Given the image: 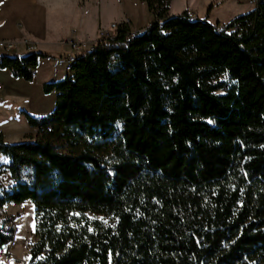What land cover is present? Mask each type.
<instances>
[{"label": "trees", "instance_id": "16d2710c", "mask_svg": "<svg viewBox=\"0 0 264 264\" xmlns=\"http://www.w3.org/2000/svg\"><path fill=\"white\" fill-rule=\"evenodd\" d=\"M141 2L150 26L115 25L44 85L55 111L27 119L51 132L0 134V212L33 205L27 264H264V0L228 24ZM42 56L0 68L33 82Z\"/></svg>", "mask_w": 264, "mask_h": 264}, {"label": "crops", "instance_id": "0c3cea01", "mask_svg": "<svg viewBox=\"0 0 264 264\" xmlns=\"http://www.w3.org/2000/svg\"><path fill=\"white\" fill-rule=\"evenodd\" d=\"M83 1L86 3L84 6ZM99 1L103 6L108 0ZM76 2H81L80 10ZM87 3L88 0H0V41L16 40L28 35L39 44V49L33 53L43 55L40 58L33 82L14 78L9 70L0 68V86L2 88L0 91V134L5 143L19 144L35 141L38 131L29 124L27 115L44 118L55 111L57 93L55 91L45 93L44 85L61 81L68 74L63 75V72L52 69L50 64L49 67H45V74L40 76V65L42 61L52 59L48 51L54 46L64 50V61L73 54L67 45V40L74 34L80 33L82 38L88 34L89 26L85 19L87 22L91 19L88 20L85 17L88 15ZM246 3L247 1L243 2L242 0H192L189 5L181 8L179 15L189 11L193 19L207 20L212 24H228L238 17L237 12H241ZM111 5L112 7L108 6L105 12L104 8L101 10V7L98 8L99 11L97 10L95 15L87 16L88 18L94 16L92 28L96 30L97 34L92 41L98 38L102 29L129 22L134 32H139L155 21V17L144 9L141 0H115ZM117 6H120L121 14L115 18L108 12L109 8L115 9ZM255 9L256 6L252 7V11ZM78 12L82 13L80 19H78ZM57 18H62V21H57ZM59 28L64 30L62 31L64 34L61 32L54 37ZM51 46L52 48H50ZM11 52H14L15 56L29 54L24 52L23 48ZM0 54L4 55V52L1 51ZM0 162L7 161L3 156H0ZM2 179L7 186L15 184L8 173L4 174Z\"/></svg>", "mask_w": 264, "mask_h": 264}, {"label": "rangeland", "instance_id": "374dc122", "mask_svg": "<svg viewBox=\"0 0 264 264\" xmlns=\"http://www.w3.org/2000/svg\"><path fill=\"white\" fill-rule=\"evenodd\" d=\"M114 1L115 0L105 1V4L101 6V2L99 0H88V3H87V6H88L87 14L88 15L87 16L90 17L89 15H95V12H97L98 8L100 9L101 7H102L101 10L104 8L103 10L105 12L108 6L112 7L111 4H113ZM191 1L192 0H172L171 15L172 16L179 15L181 13V8L183 6H187V4L189 5ZM242 1L243 2L247 1V3L245 4L241 12L240 11L237 12L238 17L250 13V11H252V7H255V5L251 4L249 0H242ZM82 3H83V6L86 5L84 1ZM76 4L78 5L79 10H80L81 2H76ZM141 4L144 7V9L148 11L146 5L143 4L142 2ZM250 7H251V10H250ZM109 9L110 10L108 13L113 14L112 16H114L115 18L120 16L121 14L120 6H117L115 9L114 8H109ZM51 13L53 14V11H51ZM148 14H151V13L148 11ZM81 15L82 13L78 12V19H80ZM87 16L85 15V17L88 20L91 19V21L89 20V22H87V20L85 19L86 23H88V26H89L87 28L88 34H85L84 38L81 37L80 33L74 34L72 36H69L67 40V45L69 46L72 52L73 50H72V47L70 46V41H74L77 44L83 43L84 45L87 46L86 50H88L91 47H93L98 40L104 39L106 38L104 36L111 35L114 32L113 27L102 29L100 30L98 34V38L95 41H92L94 39V36L97 34L96 30L92 28L93 27L92 19L94 18V16L92 18H88ZM57 21L61 22L62 18L61 19L57 18ZM62 31L64 30H62V28H59L57 31L58 33H55L54 37H56V34H61ZM62 34L64 33L62 32ZM87 38L89 40H86ZM12 41H14L16 44L19 45L16 47L14 51H18L21 48H23L24 52H28L30 50L29 49L30 47H36V50L39 49V44H37L36 41L33 40L28 35H25L23 38L12 40ZM55 47L56 46H54L53 49L48 51V54L51 55L52 59L41 62L40 70H39L40 76L45 74L46 72L45 67L46 66L49 67L50 64L52 65L51 67L52 69H55L58 72H63L64 73L63 75L69 74V72L66 71L67 65H65V61L63 60L64 50L62 48L58 49ZM50 48H52V46ZM4 55L12 56V57L15 56L14 52H11V51H5ZM11 217L15 218L14 223L17 226L18 231L16 233L15 242L9 246L8 250H5L4 252H0V264H27L28 261L31 259V255H30L31 250H32L33 244L36 241L34 207L31 203H26L23 205L9 204L6 207H4V209L0 212V219L11 218ZM98 218H101V217H98ZM16 248L19 250H17Z\"/></svg>", "mask_w": 264, "mask_h": 264}, {"label": "built area", "instance_id": "2783aa9c", "mask_svg": "<svg viewBox=\"0 0 264 264\" xmlns=\"http://www.w3.org/2000/svg\"><path fill=\"white\" fill-rule=\"evenodd\" d=\"M250 3L257 6V0H250ZM104 36V35H103ZM110 35L108 36H104V37H109ZM19 46L18 44H16L14 41L12 40H1L0 41V52H5V51H14L16 49V47ZM70 46L72 47V50H73V54L68 56L66 59H65V62H66V70L67 72H71V66L74 64V62L76 61V56L77 54H79L81 51H83L84 49L86 50L87 46L84 45L83 43L81 44H77L75 43L74 41H70ZM94 47V46H93ZM93 47H91L89 50H92ZM30 50L27 52V53H33L36 51V47H30L29 48ZM75 51V52H74ZM1 86H0V91H1ZM38 133H46V132H51V128H47L46 130H43V131H40V130H37ZM5 166H8L7 164ZM15 242V241H14ZM13 242V243H14ZM35 244V243H34ZM33 244V245H34ZM11 245V244H10ZM10 245H7V246H4L0 252H4L5 250H8L9 249V246ZM31 255V254H30ZM32 256V255H31ZM16 261V260H15Z\"/></svg>", "mask_w": 264, "mask_h": 264}]
</instances>
